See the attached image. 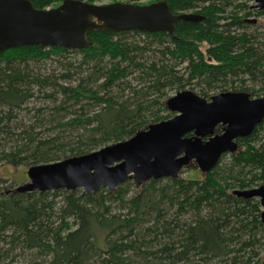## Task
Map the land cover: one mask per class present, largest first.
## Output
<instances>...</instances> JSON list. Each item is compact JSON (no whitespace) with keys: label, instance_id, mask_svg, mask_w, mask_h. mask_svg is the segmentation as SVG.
I'll return each instance as SVG.
<instances>
[{"label":"trees","instance_id":"trees-1","mask_svg":"<svg viewBox=\"0 0 264 264\" xmlns=\"http://www.w3.org/2000/svg\"><path fill=\"white\" fill-rule=\"evenodd\" d=\"M29 1L47 9L62 0ZM116 1L132 0L106 3ZM250 1L166 0L173 14L201 17L179 20L173 36L94 30L87 48L0 52V166L124 141L173 116L165 101L185 87L207 100L225 91L264 97V40L244 20ZM263 130L264 119L204 174L189 165L186 177L85 195L0 189V264H264L260 201L245 194L264 184Z\"/></svg>","mask_w":264,"mask_h":264},{"label":"water","instance_id":"water-1","mask_svg":"<svg viewBox=\"0 0 264 264\" xmlns=\"http://www.w3.org/2000/svg\"><path fill=\"white\" fill-rule=\"evenodd\" d=\"M251 7L264 10V0H253ZM200 18L194 13L173 14L166 0L148 4L62 0L47 9H38L29 0H0V52L32 45L87 48L92 45L87 34L94 30L165 32L173 36L179 20L196 22ZM165 106L173 116L149 124L124 141L27 168L28 182L16 191L81 189L84 195L100 188L113 191L128 180L139 185L175 179L189 165L204 174L222 156L236 153V140L250 135L264 119V97L252 98L241 91L220 92L207 100L182 90L166 99ZM217 126H221L219 133L215 132ZM245 194L259 199L264 227V184Z\"/></svg>","mask_w":264,"mask_h":264},{"label":"rangeland","instance_id":"rangeland-1","mask_svg":"<svg viewBox=\"0 0 264 264\" xmlns=\"http://www.w3.org/2000/svg\"><path fill=\"white\" fill-rule=\"evenodd\" d=\"M133 1V0H132ZM129 1V2H132ZM107 0L100 1L99 3H106ZM125 2V1H123ZM142 2V0H140ZM249 3V11H251L247 16H245V22L248 25V32L256 31L261 34V38L264 40V17L258 16L256 13V9H253L251 5L253 4V0ZM186 90H190L189 87H185ZM173 92V91H172ZM169 92V94L173 95L174 93ZM250 92V91H248ZM170 95V96H171ZM256 97V96H253ZM262 138L264 139V130L262 131ZM26 167H11L9 165H2L0 166V179L4 180L5 182L0 183V189L2 191H7L9 189L19 187L24 183L28 182L27 175H26ZM187 172L182 170L179 173V176L186 177ZM56 200L60 201L58 197Z\"/></svg>","mask_w":264,"mask_h":264},{"label":"flooded vegetation","instance_id":"flooded-vegetation-1","mask_svg":"<svg viewBox=\"0 0 264 264\" xmlns=\"http://www.w3.org/2000/svg\"><path fill=\"white\" fill-rule=\"evenodd\" d=\"M247 93V92H246ZM249 94V93H248ZM250 95V94H249ZM250 97H252V98H256V97H253V96H250Z\"/></svg>","mask_w":264,"mask_h":264}]
</instances>
